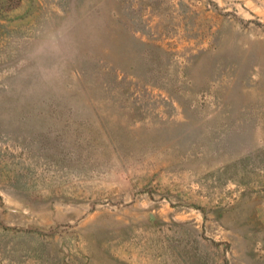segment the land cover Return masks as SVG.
Returning a JSON list of instances; mask_svg holds the SVG:
<instances>
[{
	"label": "rangeland",
	"instance_id": "1",
	"mask_svg": "<svg viewBox=\"0 0 264 264\" xmlns=\"http://www.w3.org/2000/svg\"><path fill=\"white\" fill-rule=\"evenodd\" d=\"M0 264H264V0H0Z\"/></svg>",
	"mask_w": 264,
	"mask_h": 264
}]
</instances>
